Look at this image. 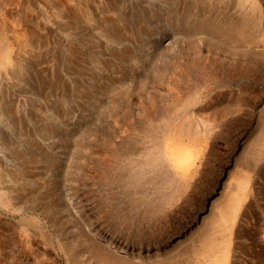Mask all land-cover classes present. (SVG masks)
<instances>
[{"label": "rangeland", "instance_id": "rangeland-1", "mask_svg": "<svg viewBox=\"0 0 264 264\" xmlns=\"http://www.w3.org/2000/svg\"><path fill=\"white\" fill-rule=\"evenodd\" d=\"M0 34V264H264V0H0Z\"/></svg>", "mask_w": 264, "mask_h": 264}, {"label": "bare ground", "instance_id": "bare-ground-1", "mask_svg": "<svg viewBox=\"0 0 264 264\" xmlns=\"http://www.w3.org/2000/svg\"><path fill=\"white\" fill-rule=\"evenodd\" d=\"M10 44L11 43L6 38H4V36L0 34V68H2V66H4L5 64L10 63L11 59L13 58V54L9 50ZM174 155L178 165L185 167L192 166L197 157L196 152L191 149L186 151H181V150H177L176 152L174 151ZM216 264H232L231 256L230 255H228V257L226 256L225 259H222V261H219Z\"/></svg>", "mask_w": 264, "mask_h": 264}, {"label": "crops", "instance_id": "crops-1", "mask_svg": "<svg viewBox=\"0 0 264 264\" xmlns=\"http://www.w3.org/2000/svg\"><path fill=\"white\" fill-rule=\"evenodd\" d=\"M231 259H232V257H231ZM232 264H233V261H232Z\"/></svg>", "mask_w": 264, "mask_h": 264}]
</instances>
